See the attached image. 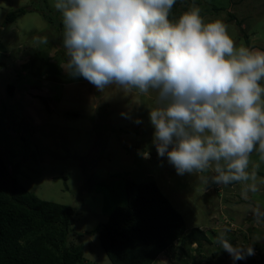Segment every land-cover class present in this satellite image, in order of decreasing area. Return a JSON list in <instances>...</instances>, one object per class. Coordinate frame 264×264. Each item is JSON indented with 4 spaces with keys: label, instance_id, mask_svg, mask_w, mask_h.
Returning <instances> with one entry per match:
<instances>
[{
    "label": "rangeland",
    "instance_id": "374dc122",
    "mask_svg": "<svg viewBox=\"0 0 264 264\" xmlns=\"http://www.w3.org/2000/svg\"><path fill=\"white\" fill-rule=\"evenodd\" d=\"M212 3L222 9L214 10ZM174 5L176 19L199 9L206 22L221 19L237 45L264 50V0H177ZM20 6H28V13L5 23ZM63 32L54 0H0V150L28 189L76 209L67 240L84 245L78 264H112L98 235L88 231L127 203L128 179L156 180L188 230L198 227L209 237L200 252L196 243L177 242L153 264H233L217 243L221 233L233 244L254 248L243 260L247 264H264V217L255 211H264V153L257 149L249 156L258 191H249L247 198L243 182L216 184L211 170L178 175L152 144L149 108L156 106L155 90L144 94L111 85L101 92L70 76L63 67L68 60ZM145 149L148 158L140 155Z\"/></svg>",
    "mask_w": 264,
    "mask_h": 264
},
{
    "label": "clouds",
    "instance_id": "9594fccd",
    "mask_svg": "<svg viewBox=\"0 0 264 264\" xmlns=\"http://www.w3.org/2000/svg\"><path fill=\"white\" fill-rule=\"evenodd\" d=\"M175 3L54 0L64 26L63 67L101 92L111 85L155 90L149 120L158 157L178 175L211 170L216 184L243 182L247 198L258 191L249 156L257 146L264 153V50L237 45L221 19L206 22L196 8L170 19ZM217 243L233 264L254 255L225 233Z\"/></svg>",
    "mask_w": 264,
    "mask_h": 264
},
{
    "label": "trees",
    "instance_id": "16d2710c",
    "mask_svg": "<svg viewBox=\"0 0 264 264\" xmlns=\"http://www.w3.org/2000/svg\"><path fill=\"white\" fill-rule=\"evenodd\" d=\"M211 5L214 10L222 9L215 3ZM28 11V6L10 11L5 23H15ZM176 15L174 5L169 18L175 20ZM229 15L236 19L233 12ZM126 193L127 203L117 206L107 221L88 231L98 235L112 264H153L177 242L198 243L200 252L209 241L203 229L188 230L184 215L156 180L128 179ZM76 213L72 205L43 199L23 185L0 150V264H78L84 245L67 240ZM198 256L201 263L203 257Z\"/></svg>",
    "mask_w": 264,
    "mask_h": 264
}]
</instances>
